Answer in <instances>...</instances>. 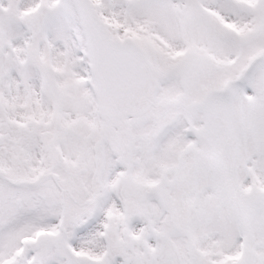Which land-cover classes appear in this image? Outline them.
Listing matches in <instances>:
<instances>
[{"label":"snow or ice","instance_id":"6c2138e0","mask_svg":"<svg viewBox=\"0 0 264 264\" xmlns=\"http://www.w3.org/2000/svg\"><path fill=\"white\" fill-rule=\"evenodd\" d=\"M0 264H264V0H0Z\"/></svg>","mask_w":264,"mask_h":264}]
</instances>
